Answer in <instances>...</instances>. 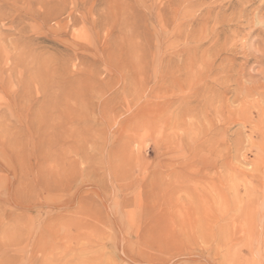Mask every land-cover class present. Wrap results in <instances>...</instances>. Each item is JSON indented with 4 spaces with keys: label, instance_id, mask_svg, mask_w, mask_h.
Listing matches in <instances>:
<instances>
[{
    "label": "rangeland",
    "instance_id": "rangeland-1",
    "mask_svg": "<svg viewBox=\"0 0 264 264\" xmlns=\"http://www.w3.org/2000/svg\"><path fill=\"white\" fill-rule=\"evenodd\" d=\"M262 112L264 0H0V264H264Z\"/></svg>",
    "mask_w": 264,
    "mask_h": 264
},
{
    "label": "bare ground",
    "instance_id": "bare-ground-1",
    "mask_svg": "<svg viewBox=\"0 0 264 264\" xmlns=\"http://www.w3.org/2000/svg\"><path fill=\"white\" fill-rule=\"evenodd\" d=\"M187 38V41L189 40L188 39V37H186ZM187 44H188V42H187ZM191 61V60H190ZM193 62V65H190L191 63L190 62H188V63H186L185 64V70H189V69H192L193 68V66L195 65V62H198V61H192ZM191 66V67H190ZM188 74V73H187ZM186 74V78H185V81L188 83V79H189V75H187ZM262 116H264V113L262 112ZM262 118H264V117H262ZM190 191V190H189ZM191 192V191H190ZM192 194V193H191ZM200 215V214H199ZM204 217V216H203ZM203 221V220H202ZM201 223V222H200ZM199 225H201V224H199ZM198 225V226H199ZM203 225H205V224H203ZM202 225V226H203ZM197 226V225H196ZM199 228V227H198ZM226 228H227V225H226ZM200 235V234H199ZM230 249V248H229ZM231 251V250H230Z\"/></svg>",
    "mask_w": 264,
    "mask_h": 264
}]
</instances>
